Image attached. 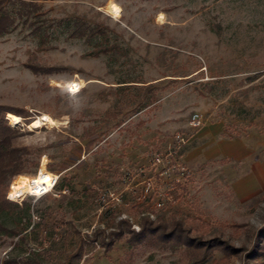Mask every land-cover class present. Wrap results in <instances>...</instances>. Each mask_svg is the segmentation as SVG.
Masks as SVG:
<instances>
[{
	"label": "rangeland",
	"instance_id": "374dc122",
	"mask_svg": "<svg viewBox=\"0 0 264 264\" xmlns=\"http://www.w3.org/2000/svg\"><path fill=\"white\" fill-rule=\"evenodd\" d=\"M24 1L39 9L0 36V106L20 113L4 118L27 151L6 193L40 171L58 180L16 202L30 223L0 235V264H249L264 226V0ZM74 18L104 36L70 37ZM43 116L54 123L34 128ZM20 216L0 213L7 227ZM188 235L241 252L202 260Z\"/></svg>",
	"mask_w": 264,
	"mask_h": 264
},
{
	"label": "trees",
	"instance_id": "16d2710c",
	"mask_svg": "<svg viewBox=\"0 0 264 264\" xmlns=\"http://www.w3.org/2000/svg\"><path fill=\"white\" fill-rule=\"evenodd\" d=\"M38 9L39 6L32 1L0 0V36L8 34L13 29H15L17 25L16 17L27 18L33 11H36ZM96 34H101L102 36H104V33L100 27H90L79 18H74L72 21V27L68 35L75 38L90 39ZM111 50H113L112 46H97L96 49L89 54L98 56L101 53H107ZM139 104V108L145 106V103L143 102ZM10 113L20 116V113H18L17 111H13L11 109H3L0 106V213H17L21 216L18 220H15L12 227L5 226L0 219V235H6L9 237L19 236L20 238H24L23 232L26 231L30 221L28 220L24 223L22 222V218L28 211V206L26 203L21 206L15 201L9 200L5 197L8 181L13 175L22 173L24 171L23 167L25 166L27 160L25 157V154L27 153L25 147H18L12 144L13 139L20 135V132L17 128L10 126L4 118V114L7 116V114L10 115ZM19 175L23 174H18L17 176L19 177ZM64 186H66V188H71V184L69 181H67ZM62 187L63 186H60V189H62ZM177 188H179V190L182 189V192L186 191V187L182 186L181 184L177 185ZM173 193L175 194L174 196L176 199L182 196V193H179L178 190L173 191ZM42 223L43 221L41 220L39 223H37V225H35V227H32L30 230H32L33 232L36 231L38 229V226ZM195 225L199 230H201L203 226L206 229L204 223L196 222ZM145 231H147L146 227L143 226L141 228L140 234L144 233ZM158 231L159 228L157 227H148V232L150 234L157 233ZM164 235L170 236L166 234ZM186 237L187 243L196 251L195 255L200 256V259L202 260L209 253V251L219 248L231 254H239L241 252L240 248L232 247L218 237H214L213 239L209 240H205L201 237L196 236L192 237L191 235H188ZM114 242L115 240L111 239L109 242L105 243V247L112 248ZM247 256L249 264H264V261L261 260V258L264 257V226L257 232L255 244ZM1 264H38V262L32 261L28 258L19 260L5 259Z\"/></svg>",
	"mask_w": 264,
	"mask_h": 264
},
{
	"label": "built area",
	"instance_id": "2783aa9c",
	"mask_svg": "<svg viewBox=\"0 0 264 264\" xmlns=\"http://www.w3.org/2000/svg\"><path fill=\"white\" fill-rule=\"evenodd\" d=\"M191 123L194 126H200L202 124V116L199 113H195L192 116ZM156 160L160 161V157H157ZM48 173H49L48 183L44 181L39 186H36L33 179H31V181H30L31 190L29 192L25 193L20 198H12V197H9V193H8L9 190H8V192L6 193V198L9 200L15 201V202H19L23 198H25L26 196L39 198V197H42V196L50 193L55 188V186L57 184L58 175L55 174L54 172H48ZM38 174H39V172L36 174V176H38Z\"/></svg>",
	"mask_w": 264,
	"mask_h": 264
},
{
	"label": "bare ground",
	"instance_id": "6f19581e",
	"mask_svg": "<svg viewBox=\"0 0 264 264\" xmlns=\"http://www.w3.org/2000/svg\"><path fill=\"white\" fill-rule=\"evenodd\" d=\"M17 121H21L20 117H16ZM8 120V119H7ZM54 123L53 119L50 118L49 116H43L38 118L34 123H33V127H39L42 126L44 124H49L52 125ZM48 179H49V173L45 172V171H40L38 176L33 179L34 183L36 184V186H39L42 182H47L48 183ZM31 181V180H30ZM30 181H18L15 185V194H25L27 192H29L31 190V183ZM10 197L12 198H19L20 196H12L11 192L9 193Z\"/></svg>",
	"mask_w": 264,
	"mask_h": 264
},
{
	"label": "water",
	"instance_id": "95a60500",
	"mask_svg": "<svg viewBox=\"0 0 264 264\" xmlns=\"http://www.w3.org/2000/svg\"><path fill=\"white\" fill-rule=\"evenodd\" d=\"M5 119H7L6 116H5Z\"/></svg>",
	"mask_w": 264,
	"mask_h": 264
}]
</instances>
